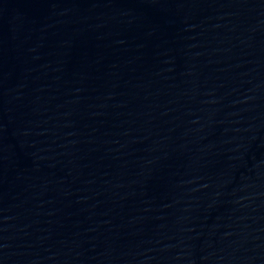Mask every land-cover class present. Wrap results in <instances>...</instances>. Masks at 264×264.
Segmentation results:
<instances>
[{
    "label": "water",
    "instance_id": "water-1",
    "mask_svg": "<svg viewBox=\"0 0 264 264\" xmlns=\"http://www.w3.org/2000/svg\"><path fill=\"white\" fill-rule=\"evenodd\" d=\"M0 264H264V0H0Z\"/></svg>",
    "mask_w": 264,
    "mask_h": 264
}]
</instances>
